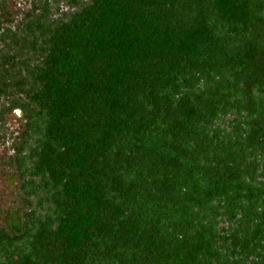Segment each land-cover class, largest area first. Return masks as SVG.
Listing matches in <instances>:
<instances>
[{"label": "trees", "instance_id": "obj_1", "mask_svg": "<svg viewBox=\"0 0 264 264\" xmlns=\"http://www.w3.org/2000/svg\"><path fill=\"white\" fill-rule=\"evenodd\" d=\"M30 4L0 0V264H264V0Z\"/></svg>", "mask_w": 264, "mask_h": 264}, {"label": "rangeland", "instance_id": "obj_2", "mask_svg": "<svg viewBox=\"0 0 264 264\" xmlns=\"http://www.w3.org/2000/svg\"><path fill=\"white\" fill-rule=\"evenodd\" d=\"M31 0H8L9 6L6 9L10 16L15 18V23L21 20V10L28 8ZM87 0H49L50 12L52 13V19H61L65 17L69 12L75 11L80 8ZM8 15V14H7ZM8 15V16H9ZM6 22V25H9ZM15 47H9L5 44V41L0 38V54L3 51H14ZM24 91L12 90L8 96H4L0 99V220L3 217L8 216V213L13 209L20 208V196H19V180L15 176L14 168L9 164V158L13 153V142L15 138L10 130H22L24 127L23 111H19L20 108L15 107L12 110H8L12 99L23 94ZM6 114V123L9 132L8 136H3L4 123L2 122V116ZM17 133V132H16Z\"/></svg>", "mask_w": 264, "mask_h": 264}, {"label": "water", "instance_id": "obj_3", "mask_svg": "<svg viewBox=\"0 0 264 264\" xmlns=\"http://www.w3.org/2000/svg\"><path fill=\"white\" fill-rule=\"evenodd\" d=\"M21 112V110H19Z\"/></svg>", "mask_w": 264, "mask_h": 264}]
</instances>
